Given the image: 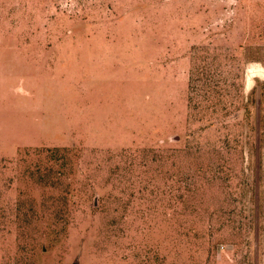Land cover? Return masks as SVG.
Segmentation results:
<instances>
[{
    "label": "rangeland",
    "instance_id": "obj_1",
    "mask_svg": "<svg viewBox=\"0 0 264 264\" xmlns=\"http://www.w3.org/2000/svg\"><path fill=\"white\" fill-rule=\"evenodd\" d=\"M0 264H264V0H0Z\"/></svg>",
    "mask_w": 264,
    "mask_h": 264
},
{
    "label": "water",
    "instance_id": "obj_2",
    "mask_svg": "<svg viewBox=\"0 0 264 264\" xmlns=\"http://www.w3.org/2000/svg\"><path fill=\"white\" fill-rule=\"evenodd\" d=\"M179 136H175L174 139H178Z\"/></svg>",
    "mask_w": 264,
    "mask_h": 264
}]
</instances>
